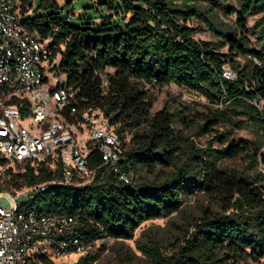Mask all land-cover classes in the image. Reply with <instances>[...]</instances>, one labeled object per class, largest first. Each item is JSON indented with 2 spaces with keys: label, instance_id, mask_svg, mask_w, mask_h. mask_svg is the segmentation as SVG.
<instances>
[{
  "label": "trees",
  "instance_id": "trees-1",
  "mask_svg": "<svg viewBox=\"0 0 264 264\" xmlns=\"http://www.w3.org/2000/svg\"><path fill=\"white\" fill-rule=\"evenodd\" d=\"M19 1L22 24L49 40L52 55L60 57L59 70L77 92L79 111L101 109L122 144L126 132H133L132 146L122 150L118 164L119 170L133 174L131 183L120 180L95 151L88 164L95 171L93 183L85 188L51 184L30 206L79 217L82 230L93 239L105 235L128 239L144 221L178 212L184 194L204 193L220 211L206 209L174 255L165 256L155 247L154 264L260 262L264 258V172L227 169L217 161L244 155L250 166H264V52L251 47L247 24L248 17L259 16L253 32L264 46V0H239L237 11L225 0H101L99 5L112 13L105 14L97 27L72 24L69 5L74 0L64 5L38 0L36 6L35 0ZM218 8L227 15L236 13L233 29H223ZM193 20L223 40L198 39L203 27ZM225 47L228 51L221 52ZM239 55H250L249 63L241 64ZM227 64L237 71L238 81L223 75ZM106 69L113 73L108 74L110 85L103 95L97 73ZM251 78L256 86L249 91L243 82ZM144 81L159 87L174 82L206 98L208 112L196 115L202 120L201 130L213 131L224 122L237 129L253 126L261 134L230 140L228 134H219L220 149H200L174 127L175 114L168 107L152 112ZM207 153L213 158L205 159ZM165 169L161 181H135L141 171ZM60 177L59 164L52 169L45 161L37 166L29 162L24 171L12 173L0 190L16 192ZM97 257L98 252H90L75 264H94Z\"/></svg>",
  "mask_w": 264,
  "mask_h": 264
},
{
  "label": "built area",
  "instance_id": "built-area-1",
  "mask_svg": "<svg viewBox=\"0 0 264 264\" xmlns=\"http://www.w3.org/2000/svg\"><path fill=\"white\" fill-rule=\"evenodd\" d=\"M20 10L19 0H0V185L7 168L22 172L29 162L37 166L45 161L52 169L59 164L61 177L16 192L0 190V264H75L93 244L114 238L93 239L82 230L79 217L39 211L30 203L51 184L85 188L93 183L95 171L88 164L95 151L120 180L131 183L133 174L118 169L122 144L115 126L101 109L79 111L77 92L59 70L60 57L52 55L49 40L22 24ZM223 70L226 78L238 81L236 72L226 66ZM109 73L113 70L97 73L103 95ZM149 86L144 81V88ZM243 86L254 90L256 82L247 79ZM154 87L178 91L184 98L191 95L190 88L174 82Z\"/></svg>",
  "mask_w": 264,
  "mask_h": 264
},
{
  "label": "rangeland",
  "instance_id": "rangeland-1",
  "mask_svg": "<svg viewBox=\"0 0 264 264\" xmlns=\"http://www.w3.org/2000/svg\"><path fill=\"white\" fill-rule=\"evenodd\" d=\"M59 5L67 4L68 0H56ZM228 7L239 10V0H225ZM101 0H74L70 2L69 8L73 10V15L70 18L72 24L82 25L90 23L92 27H97V24L101 21V18L105 14L110 15L112 12L104 9L99 3ZM38 0H35L34 4L37 5ZM217 16L221 23H223V29L234 28L236 25L237 15L235 12L227 15L223 10L218 8L216 10ZM259 16H250L247 18V24L251 33L248 37L251 42V47L257 51L264 52V46L260 40H258V34L253 32V26ZM195 25L203 27V31L198 33L196 37L206 41H222L223 38L214 33L208 26L193 20ZM223 53L228 51V48H222L220 50ZM236 59L241 64L249 63V56L239 55ZM226 67L233 72L237 71L227 64ZM148 91L152 98V112L155 113L164 107H168L171 113L175 114L174 127L181 131L186 139L193 142L196 147L200 149H206L207 152L211 149H220L223 144L216 138L219 134H228L230 139L250 138L254 139L259 137L258 130L253 126H248L244 129L234 128L228 123L221 122L214 127L213 131H205L199 129V124L202 120L196 118L198 113H207L210 103L201 95L193 94L189 98H184L178 91L163 87L158 88L149 86ZM264 101L262 102V104ZM132 134L133 132H126L123 151L128 150L132 146ZM264 151V148L262 149ZM212 155L208 153L205 155V159H212ZM218 166L235 169L239 171H246L250 174H255L258 171L264 172V166L259 164L257 166H250L248 157L240 155L236 158H220L217 161ZM8 169V168H7ZM7 169L3 172L1 178L4 183L10 179L13 168L10 171ZM168 170L157 171L155 173H149L147 171H141L136 175L135 181H161ZM95 180V177H94ZM264 185V180H262ZM219 212L220 207L209 199L204 193H190L183 195V202L178 212L173 213L168 217L149 219L144 221L134 232L132 238L113 239L112 242L105 244L101 241L92 245L90 252H98L97 260L94 264H154L152 254L155 252V247H158L162 254L165 256L174 255L178 252L177 245L183 238L195 229L196 222L201 221L205 214V210ZM264 264V258H262ZM44 264H50L44 262Z\"/></svg>",
  "mask_w": 264,
  "mask_h": 264
}]
</instances>
